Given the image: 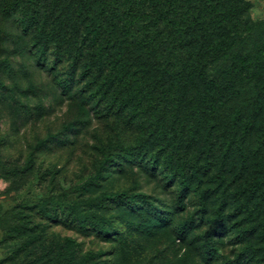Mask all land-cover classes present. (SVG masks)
I'll return each mask as SVG.
<instances>
[{
  "label": "trees",
  "instance_id": "16d2710c",
  "mask_svg": "<svg viewBox=\"0 0 264 264\" xmlns=\"http://www.w3.org/2000/svg\"><path fill=\"white\" fill-rule=\"evenodd\" d=\"M4 5L8 19L16 17L18 24L15 52L62 89L76 112L72 126L127 119L143 137L138 158L154 155L155 168L176 165L185 178L191 172L179 182V196L192 187L196 191V185L226 188L255 175L251 207L257 202L264 210V22L252 19V0H5ZM9 66L7 50L0 48V78ZM0 87L7 88L3 81ZM91 110L99 114L94 120L85 117ZM96 142L93 147L102 151V144L113 146L111 134ZM131 159L120 150L98 154L92 175L113 178ZM11 172L16 176L19 170ZM171 172L167 178L177 180L178 173ZM137 197L148 200L128 189L113 194L124 202ZM222 222L207 235L222 234ZM239 227L240 236L258 238L254 226ZM254 251V245L243 249Z\"/></svg>",
  "mask_w": 264,
  "mask_h": 264
},
{
  "label": "rangeland",
  "instance_id": "374dc122",
  "mask_svg": "<svg viewBox=\"0 0 264 264\" xmlns=\"http://www.w3.org/2000/svg\"><path fill=\"white\" fill-rule=\"evenodd\" d=\"M252 1V19L264 22V0ZM4 2L0 48L11 66L0 78L7 86L0 87V264H264V210L257 202L251 207L255 175L226 188L196 185V191L192 187L179 196L178 184L191 172L185 178L176 165L155 168L154 155L138 158L143 144L135 133L138 124L128 127L127 119L120 124L112 118L111 126L97 120L72 126L76 112L62 89L15 52L18 24L16 17L8 19ZM98 115L91 110L85 117ZM109 134L112 147H93ZM110 150L132 159L124 171L99 181L92 175L93 161ZM171 170L177 180L167 178ZM125 189L148 200L113 198ZM222 220L224 232L208 236ZM239 226H254L258 238L240 236ZM249 245L255 251L243 253ZM97 253L104 257L98 260Z\"/></svg>",
  "mask_w": 264,
  "mask_h": 264
}]
</instances>
